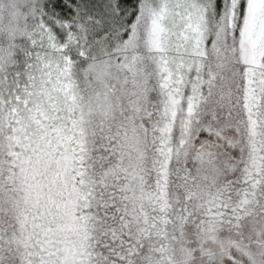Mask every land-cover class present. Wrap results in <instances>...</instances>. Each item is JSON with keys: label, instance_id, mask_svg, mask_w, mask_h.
<instances>
[{"label": "snow or ice", "instance_id": "1", "mask_svg": "<svg viewBox=\"0 0 264 264\" xmlns=\"http://www.w3.org/2000/svg\"><path fill=\"white\" fill-rule=\"evenodd\" d=\"M0 264H264V0H0Z\"/></svg>", "mask_w": 264, "mask_h": 264}]
</instances>
